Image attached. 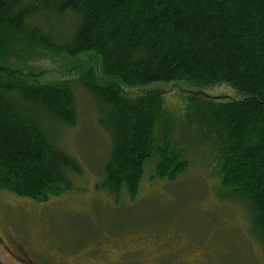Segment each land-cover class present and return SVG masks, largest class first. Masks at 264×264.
Returning <instances> with one entry per match:
<instances>
[{
	"label": "trees",
	"instance_id": "1",
	"mask_svg": "<svg viewBox=\"0 0 264 264\" xmlns=\"http://www.w3.org/2000/svg\"><path fill=\"white\" fill-rule=\"evenodd\" d=\"M20 47L93 52L127 86L227 83L241 99L191 94L176 117L161 92L127 96L92 70L55 84L0 81V190L45 202L72 188L81 167L48 123L76 124L79 84L110 137L102 189L134 196L147 164L174 181L189 165L174 140L184 129L208 149L219 188L246 204L264 251V0H0V53Z\"/></svg>",
	"mask_w": 264,
	"mask_h": 264
},
{
	"label": "rangeland",
	"instance_id": "2",
	"mask_svg": "<svg viewBox=\"0 0 264 264\" xmlns=\"http://www.w3.org/2000/svg\"><path fill=\"white\" fill-rule=\"evenodd\" d=\"M92 70L95 80L127 96L161 92L179 116L185 97L198 93L218 100H240L227 83L198 86L190 81L127 86L102 73L93 52L75 55L20 47L0 53V81L55 84L74 81ZM78 119L73 127L48 123V135L73 156L81 173L70 172L72 188L48 201L0 190V264H264V251L249 224L246 204L219 188L208 149L196 135L179 128L190 156L174 181L154 177L147 164L134 196H119L99 185L110 137L98 124L91 96L74 86Z\"/></svg>",
	"mask_w": 264,
	"mask_h": 264
}]
</instances>
